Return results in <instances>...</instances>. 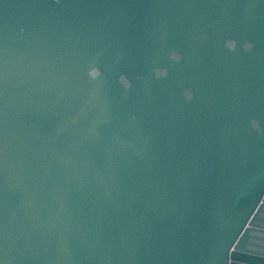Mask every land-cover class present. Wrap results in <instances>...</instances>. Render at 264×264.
Returning <instances> with one entry per match:
<instances>
[{
	"label": "water",
	"instance_id": "obj_1",
	"mask_svg": "<svg viewBox=\"0 0 264 264\" xmlns=\"http://www.w3.org/2000/svg\"><path fill=\"white\" fill-rule=\"evenodd\" d=\"M0 264H264V0H0Z\"/></svg>",
	"mask_w": 264,
	"mask_h": 264
}]
</instances>
